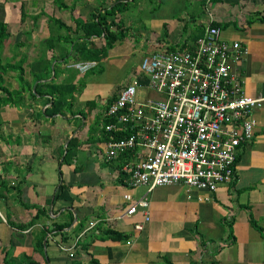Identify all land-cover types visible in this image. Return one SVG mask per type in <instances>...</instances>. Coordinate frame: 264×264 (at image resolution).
<instances>
[{
	"label": "crops",
	"instance_id": "1",
	"mask_svg": "<svg viewBox=\"0 0 264 264\" xmlns=\"http://www.w3.org/2000/svg\"><path fill=\"white\" fill-rule=\"evenodd\" d=\"M63 1L72 9L58 8L54 0H0V18L10 31L3 43V61L19 62L32 90L37 83H50L36 99L26 93L23 104L0 108V181L7 184L1 185L7 189L0 198V264H166L164 257L172 264H264V106L253 111L255 136L238 150L235 178L216 191L181 184L151 191L128 187L117 163L103 157L105 140L93 122L98 113L103 120V107L86 102L98 99L104 106L137 71L124 83L106 86L87 80V69L74 66L86 62L75 61L78 42L46 43L50 35L66 34L54 23L49 27V16L71 26L68 32L76 38L81 32L73 31L75 19L85 21L117 2L126 4L115 20L127 29V36L115 42L100 62L89 61L100 65L101 73L106 65V69L120 68L133 57L140 62L144 54L158 49L191 47L210 22L217 23L224 39L239 40L248 47L237 68L244 91L264 95V0ZM22 9L31 15H23ZM179 15L208 18L197 20L199 27L193 29ZM90 43L100 47L104 39L93 36L87 46ZM48 61L46 78L33 81L31 71L44 73ZM18 74L9 70L3 75L9 89L20 87ZM80 80L83 85L74 92L71 110L63 107L62 112L43 114L53 99L51 83L77 85ZM68 143V159L60 165ZM61 182L65 188L60 191ZM142 197L147 205L125 214L127 206ZM31 204L44 207L47 217L28 227L9 223L30 221L36 213ZM69 220L70 225L59 228ZM92 221L96 225L78 237ZM137 224L141 229L135 228ZM108 229L127 238L105 236ZM61 244L72 247L73 255L62 250Z\"/></svg>",
	"mask_w": 264,
	"mask_h": 264
},
{
	"label": "built area",
	"instance_id": "2",
	"mask_svg": "<svg viewBox=\"0 0 264 264\" xmlns=\"http://www.w3.org/2000/svg\"><path fill=\"white\" fill-rule=\"evenodd\" d=\"M211 23L191 47L144 54L139 70L103 112L108 136L103 157L117 163L128 187L151 191L181 184L213 192L235 178L238 150L255 136L253 111L264 106V95L243 89L237 68L248 47L224 39L221 28ZM140 205H147L144 197L129 204L125 214ZM96 223L90 222L78 237ZM59 247L73 255L72 247Z\"/></svg>",
	"mask_w": 264,
	"mask_h": 264
},
{
	"label": "trees",
	"instance_id": "3",
	"mask_svg": "<svg viewBox=\"0 0 264 264\" xmlns=\"http://www.w3.org/2000/svg\"><path fill=\"white\" fill-rule=\"evenodd\" d=\"M55 5L60 9L69 8L72 9L73 6H69L67 3H65L63 0H54ZM126 6V4L122 2H117L115 5H113L109 9H104V11H98L94 13L90 18H88L85 21L77 20L75 19V32H81V36H78L76 38L72 37L70 35V32L72 31L71 26L65 24L60 19L49 16L48 24L50 27V24H56L60 29H64L66 31V34L60 35L59 37L55 38L54 35H50L46 39V43L50 45V43H55L56 41H62L64 44H72L75 42H78V55L76 60H83V61H96L100 62L106 55L115 42L123 39L127 36V29L123 28V25L120 23V21H116L115 17L118 12H121L123 10L122 7ZM120 7V8H118ZM214 25H218L217 23H211ZM114 27V29H112ZM51 30V29H50ZM9 25L8 23L2 18H0V108L5 105H11V106H19L24 103L25 101V94L29 93L31 95V98L36 99L37 95H41L44 93V90L42 87H45L46 84L50 83H37L35 85L34 90H32V83H29L24 80L23 78V69L21 68V64L19 62L17 63H10L9 61H3L2 58V48L4 40L9 36ZM203 32V31H202ZM201 32V33H202ZM200 33V34H201ZM200 34H198L195 38H197ZM102 35V36H101ZM97 36V37H103L104 44L102 46L97 47L90 43V46H87V40L90 37ZM79 38L82 39V41H76L79 40ZM81 42V43H80ZM86 42V43H85ZM46 71L44 73H38L34 69L31 71V74L33 76V81L41 78H46V75L48 72H50V61L46 64ZM9 70L18 71L19 74L17 76V80L20 83V87L18 89H9L8 86L4 84L5 80L3 75L7 73ZM56 74V69H55ZM52 88L49 91V93L53 96L52 102L49 106L45 107L44 109V115H52L57 112H62L63 107H67L69 110L72 109L73 102H74V92L78 91L81 86L83 85L82 80L79 81L77 85H73L71 81H66L61 84H55L51 83ZM113 97V96H112ZM111 98L104 104L103 111H105L108 103L110 102ZM87 106H93L95 103L93 101H87ZM82 112V111H81ZM101 115L98 113L95 116L96 124H98L102 130L103 139H107V134L105 133L104 129H102L103 123L106 122L105 119H101ZM93 128H95L93 126ZM71 140L69 141V143ZM69 143L66 146V152L63 156L61 163L67 161L69 156V150L70 146ZM121 173V172H120ZM59 175H61V171L59 170ZM120 177L123 179V174L121 173ZM7 184L4 181H0V198L3 197V191H6L7 188L2 189L1 185ZM65 188V185L63 182L60 183L58 190H62ZM59 191V192H60ZM59 192L57 191L55 193L54 199H57L59 196ZM31 208H36V213L32 217L30 221L24 224L15 223V222H9L11 225H20L21 227H28L29 225L33 224L34 222H37V220L41 219V217H47V212L44 209V207L35 206L34 204L29 205ZM71 220L62 223L59 225V228H62L63 226L70 225ZM251 223L253 226H255L257 229H261L260 226L257 225L256 222L251 220ZM81 228V227H80ZM105 236H109L111 238H127V235L116 230L108 229L107 232L105 230ZM45 236V231L43 230V233L41 235V238L39 239V244L42 245L41 240ZM164 260L166 264H172L169 258L164 257Z\"/></svg>",
	"mask_w": 264,
	"mask_h": 264
},
{
	"label": "rangeland",
	"instance_id": "4",
	"mask_svg": "<svg viewBox=\"0 0 264 264\" xmlns=\"http://www.w3.org/2000/svg\"><path fill=\"white\" fill-rule=\"evenodd\" d=\"M23 6L28 7V5L24 4V3H23ZM26 10L28 11L29 9L26 8ZM24 12H25V9L23 10V15H25V13H26V15H31V14H27V12H25V13ZM5 14H6V12L4 11V13H2V15H5ZM19 15H20V13L18 14L17 26H18ZM179 16H182L187 21V23L193 27V29L199 27V25H197V20L206 21V19L208 18V15H179ZM230 24H232V23H230ZM14 29H16V27H14ZM6 61H8V60H6ZM139 65H140V62L135 60V57H133L130 61L126 62L120 68L116 67V68L106 69V67L108 66V65H106V67L103 69L104 71L100 73V72H98L100 65L94 66V64H93L87 68V71H85V76H86L87 80H98V81L105 83L106 86H108L112 82H117V83L121 84V83H124L127 81V79L129 78V76L133 72V70H136V71L139 70ZM91 101H93L95 103L97 109H101L103 107V105L101 103H99L100 100L97 99L96 101H94L91 99ZM93 122H95L96 129H99V125L96 124V121L94 120ZM1 124H2V121H1V117H0V125ZM0 137H1V132H0Z\"/></svg>",
	"mask_w": 264,
	"mask_h": 264
}]
</instances>
